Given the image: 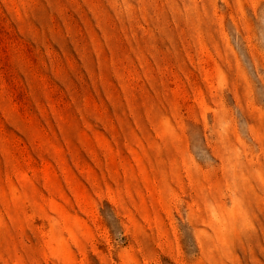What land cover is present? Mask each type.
<instances>
[{
  "label": "rangeland",
  "instance_id": "374dc122",
  "mask_svg": "<svg viewBox=\"0 0 264 264\" xmlns=\"http://www.w3.org/2000/svg\"><path fill=\"white\" fill-rule=\"evenodd\" d=\"M0 264H264V0H0Z\"/></svg>",
  "mask_w": 264,
  "mask_h": 264
}]
</instances>
